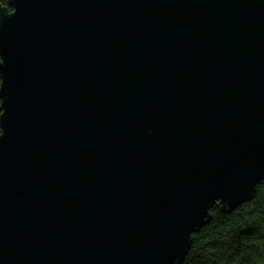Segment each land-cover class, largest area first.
<instances>
[{"label":"water","instance_id":"1","mask_svg":"<svg viewBox=\"0 0 264 264\" xmlns=\"http://www.w3.org/2000/svg\"><path fill=\"white\" fill-rule=\"evenodd\" d=\"M0 264H182L264 177V0H6Z\"/></svg>","mask_w":264,"mask_h":264},{"label":"trees","instance_id":"2","mask_svg":"<svg viewBox=\"0 0 264 264\" xmlns=\"http://www.w3.org/2000/svg\"><path fill=\"white\" fill-rule=\"evenodd\" d=\"M0 6L12 10L6 0H0ZM210 214V220L192 233L182 264H264V177L251 200L229 211L215 204Z\"/></svg>","mask_w":264,"mask_h":264}]
</instances>
